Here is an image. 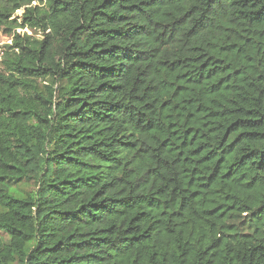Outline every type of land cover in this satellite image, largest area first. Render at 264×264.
<instances>
[{"label":"trees","instance_id":"obj_1","mask_svg":"<svg viewBox=\"0 0 264 264\" xmlns=\"http://www.w3.org/2000/svg\"><path fill=\"white\" fill-rule=\"evenodd\" d=\"M0 29V264H264V0H0Z\"/></svg>","mask_w":264,"mask_h":264},{"label":"rangeland","instance_id":"obj_2","mask_svg":"<svg viewBox=\"0 0 264 264\" xmlns=\"http://www.w3.org/2000/svg\"><path fill=\"white\" fill-rule=\"evenodd\" d=\"M21 33H24L26 31H19ZM11 43V38L8 37V35L4 32V30L0 29V72L3 71L2 66H1V60H2V55L4 52V47L6 45H9Z\"/></svg>","mask_w":264,"mask_h":264}]
</instances>
